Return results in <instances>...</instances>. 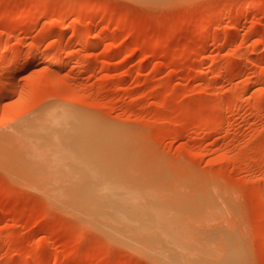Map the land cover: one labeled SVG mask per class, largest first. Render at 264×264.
I'll use <instances>...</instances> for the list:
<instances>
[{
	"label": "rangeland",
	"instance_id": "obj_1",
	"mask_svg": "<svg viewBox=\"0 0 264 264\" xmlns=\"http://www.w3.org/2000/svg\"><path fill=\"white\" fill-rule=\"evenodd\" d=\"M49 108L111 129L134 207L264 264V0H0V137ZM5 163L0 264H158Z\"/></svg>",
	"mask_w": 264,
	"mask_h": 264
},
{
	"label": "bare ground",
	"instance_id": "obj_2",
	"mask_svg": "<svg viewBox=\"0 0 264 264\" xmlns=\"http://www.w3.org/2000/svg\"><path fill=\"white\" fill-rule=\"evenodd\" d=\"M249 3L247 9L253 7ZM89 45L96 47L99 43ZM44 59L50 63L59 60L50 54ZM111 134L104 124L73 120L57 109H45L0 137V162L13 165L19 161L25 171L39 178L38 185L50 204L82 215L98 231L158 264H233L234 252L230 248L225 249L223 258L211 260L208 256L217 248L189 244L180 220L134 207L137 201L131 196L130 177L124 172L119 146L108 144L105 139L115 137Z\"/></svg>",
	"mask_w": 264,
	"mask_h": 264
}]
</instances>
